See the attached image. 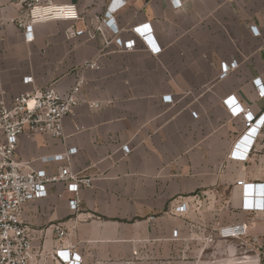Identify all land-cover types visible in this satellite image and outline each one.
<instances>
[{"label":"crops","instance_id":"1","mask_svg":"<svg viewBox=\"0 0 264 264\" xmlns=\"http://www.w3.org/2000/svg\"><path fill=\"white\" fill-rule=\"evenodd\" d=\"M127 1L115 16L120 37L133 39L134 27L150 24L159 55L142 41L131 52L105 45L91 22L103 16L109 0H54L76 5L83 20L36 25L31 43L13 22L24 2L0 0V97L4 93L11 106L20 93L51 87L66 97L82 76L86 87L78 98L101 104L92 110L83 103L66 118L64 141L20 137L16 158L23 166L55 174L58 165L40 159L77 148L72 169L94 180L92 189L81 190L77 213L68 208L64 185L25 205L22 221L35 239L32 264H55L58 224L69 232L65 247L83 264L181 256L195 262L216 242L233 255L239 244L264 241V213L240 212L237 186L264 184V129L247 162L230 160L247 128L224 103L234 97L256 119L264 113L254 83L259 79L264 86V0H181L178 10L170 0ZM70 28L84 32L68 39ZM93 61L99 69H82ZM233 61L238 68L220 80L221 64ZM26 77L34 83L25 85ZM168 96L170 104L164 102ZM125 145L132 150L128 156ZM181 203L190 209L176 214ZM242 221L249 226L247 239L216 237L219 227Z\"/></svg>","mask_w":264,"mask_h":264},{"label":"built area","instance_id":"2","mask_svg":"<svg viewBox=\"0 0 264 264\" xmlns=\"http://www.w3.org/2000/svg\"><path fill=\"white\" fill-rule=\"evenodd\" d=\"M24 12L13 22L23 31L25 41L31 43L35 40L34 28L36 25L47 22H78L83 20L79 9L74 4H57L54 0H22ZM137 3H146L150 0H133ZM128 4L127 0H109L103 16L96 17L91 25L96 28L106 46L115 44L119 49L127 52L137 48L138 41H142L147 49L155 56L161 53L156 46L150 32V24L134 27L132 32L135 38L124 41L121 30L116 23L115 16ZM173 9L183 7L181 0H170ZM253 35L258 36L256 27L250 28ZM84 31L74 28L67 30V38L73 39L81 36ZM238 62L222 63L219 79H226L232 71L238 68ZM83 70H97L96 61L86 63ZM25 85L34 83L32 77L23 79ZM258 96L264 98V86L261 80H255ZM86 87L85 79L80 76L68 96H61L51 87L46 90L23 92L14 98L9 106L0 97V264H32L36 257L34 237L30 228L22 221L26 204L49 197V188L64 185L69 195L68 208L72 212H79L81 205V190L92 189L94 180L90 176L76 173L72 169V158L78 154L77 148H68L65 152L40 159L42 164L58 165V172L50 174L45 169H29L17 161L16 153L20 137L31 139L38 135L48 136L55 140H65L64 122L68 117L75 115V110L86 103L92 110L101 108L96 101L80 100ZM165 103H172V97H164ZM233 118L243 117L247 131L242 135L229 156L230 160L247 162L253 152L256 141L264 129V113L256 119L255 115L245 109L234 97L224 101ZM195 119L197 113H192ZM125 156L131 153V147H122ZM239 197L238 209L242 213H264V184L238 182ZM63 194H59L62 199ZM190 209L188 203H181L174 209L176 214H185ZM58 247L54 251L55 264H83V257L73 249L66 248L65 240L69 232L60 224L53 226ZM248 223L242 221L236 224L224 225L216 230V237L222 241H243L249 237ZM178 238V231L173 233ZM258 242L253 239L252 243ZM246 252V251H245ZM247 253V252H246ZM229 253L230 259L237 256ZM235 255V256H234ZM42 254L40 260H42ZM237 259V258H236Z\"/></svg>","mask_w":264,"mask_h":264},{"label":"rangeland","instance_id":"3","mask_svg":"<svg viewBox=\"0 0 264 264\" xmlns=\"http://www.w3.org/2000/svg\"><path fill=\"white\" fill-rule=\"evenodd\" d=\"M225 200L223 199L222 201L223 205L225 204ZM262 239L248 245L244 243L239 244L237 246L238 251L235 254L237 259L228 258L229 255L226 253V247L216 242L209 246L202 261L192 262L181 256L173 261H150L146 259L134 260L127 264H264V241H261Z\"/></svg>","mask_w":264,"mask_h":264}]
</instances>
